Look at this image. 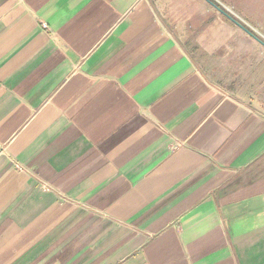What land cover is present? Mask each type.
Wrapping results in <instances>:
<instances>
[{"label":"crops","instance_id":"0c3cea01","mask_svg":"<svg viewBox=\"0 0 264 264\" xmlns=\"http://www.w3.org/2000/svg\"><path fill=\"white\" fill-rule=\"evenodd\" d=\"M209 1L0 0V264H264V0Z\"/></svg>","mask_w":264,"mask_h":264},{"label":"water","instance_id":"95a60500","mask_svg":"<svg viewBox=\"0 0 264 264\" xmlns=\"http://www.w3.org/2000/svg\"><path fill=\"white\" fill-rule=\"evenodd\" d=\"M208 3H210L216 10H219L222 14H224V15H226L227 17H228V15L223 11V10H221V9H219V7L217 6H215L211 1H209V0H206ZM232 21V20H231ZM242 29H244V27H242L241 25H239ZM244 31L247 33L248 31H246V29H244ZM248 34L251 36V37H253L254 39H256L251 33H249L248 32ZM257 40V39H256Z\"/></svg>","mask_w":264,"mask_h":264},{"label":"built area","instance_id":"2783aa9c","mask_svg":"<svg viewBox=\"0 0 264 264\" xmlns=\"http://www.w3.org/2000/svg\"><path fill=\"white\" fill-rule=\"evenodd\" d=\"M43 27L46 28L45 25H43Z\"/></svg>","mask_w":264,"mask_h":264},{"label":"rangeland","instance_id":"374dc122","mask_svg":"<svg viewBox=\"0 0 264 264\" xmlns=\"http://www.w3.org/2000/svg\"><path fill=\"white\" fill-rule=\"evenodd\" d=\"M243 31H244V29H243Z\"/></svg>","mask_w":264,"mask_h":264}]
</instances>
